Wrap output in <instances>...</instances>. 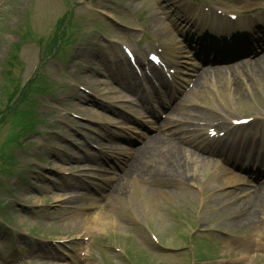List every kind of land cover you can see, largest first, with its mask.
<instances>
[{
    "label": "rangeland",
    "instance_id": "obj_1",
    "mask_svg": "<svg viewBox=\"0 0 264 264\" xmlns=\"http://www.w3.org/2000/svg\"><path fill=\"white\" fill-rule=\"evenodd\" d=\"M57 1L60 2V0H0V119L2 112L6 113L7 107L16 105L24 96H28L31 102L26 100V105L20 103V108L25 110L28 116L36 114L39 118V126L35 127L38 134L31 132L23 135L21 143L25 142L24 148L12 145L5 149L9 136L18 134L20 130L17 126L20 118L17 121L11 119L12 108L9 116L3 114L4 117L0 122V264H4V260L9 256L8 245L11 238L19 236L22 239L24 234L31 230L38 232L40 236L55 235L52 238L74 237L85 232V236L89 237L85 264H124L119 256L106 248V239L117 241L111 234L118 228L119 219L124 216L126 219L131 210L152 213L149 221L155 225L158 219L153 212L155 208H163L159 213L168 219L178 210L179 205L183 213L192 214L199 230L203 228L218 230L217 237L225 241L232 234L246 232L245 235H249L251 232L249 218L244 227H235L230 223L232 219L227 213H222L214 206L217 200L208 189L211 165L183 162V165L189 169L187 173L193 174L191 178L181 176L179 180H172V183H165L155 178V183L161 186L155 185L149 176L152 174L151 170L174 171L168 166L175 162L170 149L159 147L161 143L165 144V141H168L164 139L155 143L152 151L140 161L136 169L137 182L132 181L130 185L128 182L115 197L113 201L115 205L109 211L112 217L109 224L106 221L107 224L103 226L100 224L97 228H88L90 229L88 233L85 230L86 226L78 229V225L76 227L68 225L64 219L78 215L65 214L70 213L66 206H73V202L69 201L71 198L64 201L65 213H55L53 210L57 199L78 195L72 194L73 192L67 189L69 183L74 182L78 177L87 180L92 176L88 165V159L93 155L91 146H104L110 149L103 138L112 128L110 122L113 117L108 113H117L120 111L118 109L129 106L124 102L119 108H115L108 97L99 94L112 91V85L107 83L109 79L105 80L102 77L107 72L100 65L99 57V54L111 53L106 40L114 41L113 48L120 51V45L124 44L118 38L129 36L132 31V40L142 36L144 44L149 43L151 48L155 46L160 48L161 40L173 43L174 34L178 38L181 36L180 32L188 34L196 29H206L205 19H201L203 26L197 27V22L194 26L182 25L177 17L191 18L192 14L199 13L197 6L201 7L203 18H213L214 8L217 7L234 13L236 0H219V2L216 0L211 2L117 0L116 3L124 8L111 6L106 10L112 13L111 16L115 20L113 23L118 22L114 28L100 17L95 18L86 9L78 6L73 8L74 19H85L88 27L94 24L96 31L94 28L89 29L87 35L75 43L77 45L75 49L73 50L71 46L64 56L42 58L48 48L54 46L52 42L55 39V17L60 13L56 7ZM100 3L99 6L103 8L109 4L108 1H100ZM259 5L264 6V0H249L246 7ZM101 9L98 8L102 12ZM64 11L65 8L61 14ZM29 27L33 33L27 34L28 40L23 30ZM104 31V35L98 36ZM39 38L44 39L42 46L38 42ZM87 42L100 43L98 46L88 47ZM132 44L138 48L136 41ZM138 49L141 50V47ZM76 50L77 52L74 53ZM90 70L97 71L101 77L97 78ZM34 78L37 79L31 85ZM117 78L118 76L114 77ZM208 82V85L197 90L195 95L185 101L182 109L183 122L215 121L223 116L228 119L232 117L229 108L233 107L243 115L264 118V65L251 70L235 69V72H227L226 69L219 74L214 73ZM232 83H235L232 86H236L233 93L227 87ZM73 84L77 86L74 87ZM113 84L116 87V83ZM78 87H85L91 97L79 91ZM98 88H101L99 93ZM32 91L35 93L33 94ZM88 100L97 104L92 105ZM88 112L92 114L96 112L102 118H93ZM174 144L181 145L177 141ZM5 154L11 155L13 164H3ZM216 161L218 165L221 164L219 159ZM7 170H11L12 173L9 175L2 173ZM67 173H73V176H65ZM131 178L135 179V175ZM119 202L127 206L128 212H122ZM86 203L88 201H84V204ZM83 205L74 207L76 208L74 212L81 209L91 210L98 206L95 213H87L88 217L105 218L106 210L99 206L97 200H92L88 207ZM30 206L33 208H28ZM45 210L49 214H42ZM51 212L54 213V219L50 216ZM3 219H6L7 223L3 222ZM251 219L258 223L264 243V207L257 220ZM229 226L235 229H231L230 232ZM121 232L120 236L128 234V230L122 229ZM128 242L125 241L127 246ZM65 255L68 257L65 261L58 262L51 259L42 264H75L73 254ZM258 257L261 256H255L252 264H264Z\"/></svg>",
    "mask_w": 264,
    "mask_h": 264
},
{
    "label": "bare ground",
    "instance_id": "obj_2",
    "mask_svg": "<svg viewBox=\"0 0 264 264\" xmlns=\"http://www.w3.org/2000/svg\"><path fill=\"white\" fill-rule=\"evenodd\" d=\"M264 63V61H263ZM255 62L253 63V68L255 66ZM176 156L178 157V159L181 158V156L178 154V153H175ZM185 157V156H184ZM183 157V158H184ZM260 192H262L264 194V192L262 190H260ZM264 196L263 195H260L259 199H258V206L260 208H262V206L264 205ZM224 202V201H223ZM103 218H100V216H97L95 218H92L91 221H90V224L92 225L93 228H97L98 227V224H107V222L105 220H102ZM106 222V223H105Z\"/></svg>",
    "mask_w": 264,
    "mask_h": 264
}]
</instances>
